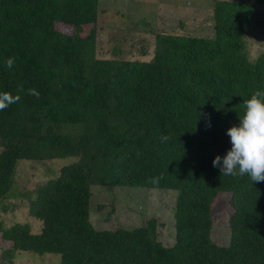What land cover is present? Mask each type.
<instances>
[{"label":"trees","instance_id":"1","mask_svg":"<svg viewBox=\"0 0 264 264\" xmlns=\"http://www.w3.org/2000/svg\"><path fill=\"white\" fill-rule=\"evenodd\" d=\"M98 15L99 0H0V91L24 89L0 111V214L22 193L19 160L76 157L23 194L38 233L0 219L11 242L0 264L20 251L58 264H264V182L212 164L231 147L243 101L264 90V0H214L202 34L157 32L149 60L98 57L95 31L80 34ZM94 185L175 191L173 243L158 240L155 218L95 228ZM220 195L232 208L226 243L212 238Z\"/></svg>","mask_w":264,"mask_h":264},{"label":"rangeland","instance_id":"2","mask_svg":"<svg viewBox=\"0 0 264 264\" xmlns=\"http://www.w3.org/2000/svg\"><path fill=\"white\" fill-rule=\"evenodd\" d=\"M252 1V0H246ZM214 0H99V15L95 25L80 30L81 35L95 31L97 56L100 58H123L149 60L153 55L157 32L174 34H202L212 14ZM58 30L73 33L71 26L57 24ZM258 44L251 42L255 54ZM76 157L57 158L46 163L19 160L17 187L20 196L5 201L8 210L0 214L5 226L13 223H29L31 232L38 233L41 222L28 214L27 200L23 194L33 192L37 186L49 179L48 168L56 176L59 168L71 163ZM90 220L97 229L137 227L148 218L157 222L158 240L165 246L174 241L173 207L176 192L165 189H150L129 186L94 185L91 188ZM24 197V198H23ZM102 205L100 209L98 206ZM232 208L228 197L218 196L213 206L214 225L212 238L219 243L229 239V215ZM11 248V242L0 233V255ZM60 255H37L20 251L13 255L11 264H58Z\"/></svg>","mask_w":264,"mask_h":264},{"label":"clouds","instance_id":"3","mask_svg":"<svg viewBox=\"0 0 264 264\" xmlns=\"http://www.w3.org/2000/svg\"><path fill=\"white\" fill-rule=\"evenodd\" d=\"M14 66L15 59L8 57L5 67L11 70ZM18 88L16 94L0 91V111L20 101L19 92L24 89L22 85ZM28 94L39 98V92L34 88L28 89ZM243 104L244 112L238 124L226 130L230 149L223 157L215 156L212 164L220 169L222 175H247L252 182H264V90L254 91ZM161 139L167 140L168 137L162 135ZM160 179L161 176L149 177L148 182L158 184Z\"/></svg>","mask_w":264,"mask_h":264}]
</instances>
